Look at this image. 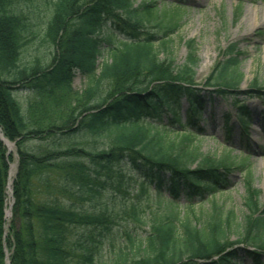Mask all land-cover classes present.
<instances>
[{"label":"trees","instance_id":"obj_1","mask_svg":"<svg viewBox=\"0 0 264 264\" xmlns=\"http://www.w3.org/2000/svg\"><path fill=\"white\" fill-rule=\"evenodd\" d=\"M14 5L15 0H0V131L16 144L19 158L14 216L6 232L2 206L13 156L0 142V264L4 235L10 264H94L95 246L84 245L75 230L106 228L108 215L83 212L73 201L84 199L95 186H120L126 174L167 193L169 206L181 199L189 205L182 216L166 205L169 213L153 220L132 257L123 253L102 264H244L238 252L251 264H264V207L257 202L260 191L251 186V172L246 177L249 214L243 221L214 199L226 190L232 171L249 170L247 155L236 157L227 149L212 156L197 142L204 132L201 117L214 95L232 100L244 133L251 112L240 96L264 102V84L257 81L238 92L243 74L237 47L222 51L203 84L211 89L205 90L196 83L193 41L184 64L160 59L179 24L170 20L164 27V12L161 18L152 14L154 1L135 7L133 0H55L43 37L52 45L51 57L26 63L21 56L34 37L29 18ZM152 21L162 33L148 29ZM119 35L123 48L112 43L111 60L99 65L104 44ZM75 72L96 78L76 98L71 92ZM103 83L109 92L92 101ZM19 92L34 96L26 110L16 97ZM183 101L188 105L184 115ZM233 116L225 114L228 141ZM103 133L109 139L103 149L78 143L81 135ZM197 199L210 208L197 211ZM234 233L236 240L231 239Z\"/></svg>","mask_w":264,"mask_h":264},{"label":"rangeland","instance_id":"obj_2","mask_svg":"<svg viewBox=\"0 0 264 264\" xmlns=\"http://www.w3.org/2000/svg\"><path fill=\"white\" fill-rule=\"evenodd\" d=\"M55 0H15V11L24 12L30 20L32 28V41L26 47L21 56L22 62H29L36 56L49 59L53 52L52 45L43 43L47 25L52 17V3ZM154 1L156 8L152 11L154 17L161 18L164 12V27L170 20L177 21L179 28L170 36V43L167 46L169 51H161L160 59L173 58L175 65L184 64L190 52L189 43L193 41V47L197 55L196 83L200 88L214 69L221 53L229 46L235 45L241 53L240 72L243 79L238 92H245L250 85L257 81L264 84V0H133L135 7ZM179 5V6H178ZM239 12L237 13V11ZM156 22L147 24L148 29L162 33L161 30L153 29ZM152 28V29H151ZM161 31V32H160ZM108 33L104 31L103 37ZM123 37L117 36L114 41L104 44V50L99 57L98 64L110 61V49L119 44ZM114 43V45H111ZM156 47L160 45L155 44ZM99 73V72H98ZM96 78L89 77L75 72L71 92L73 97H82L86 91L96 84ZM109 85L106 83L100 88L92 101L101 100L105 93L109 92ZM205 90H208L205 89ZM24 110L33 99L29 93L19 92L16 94ZM231 99L213 96L212 101L207 105L200 121L204 132L197 138L202 151L212 156L220 157L227 149H232L236 157L249 159V170L232 171L228 177L229 185L222 194H217L214 199L223 203L226 210H233L238 221H243L245 215L249 214L245 205L248 197L246 177L251 172V186L260 191L258 204L264 207V103L257 99H250L240 96L241 104H245L251 112V122L247 128V134L243 132L234 113H237L231 105ZM187 103L182 102V115L187 109ZM232 113L234 116L230 122L231 140L226 139L225 114ZM164 122L165 119H164ZM247 136H245V135ZM78 143L82 146H97L103 149L109 142L106 133L98 137L90 135L79 136ZM0 142L7 150V156H13L9 164L8 186L3 202V213L5 226L12 221L14 196L13 179L16 176L19 164L16 144L11 142L0 131ZM245 142L248 144L244 146ZM97 191L99 193H97ZM207 199V198H206ZM168 195L164 192L157 193L153 186H143L142 180L137 176L126 174L120 186L115 183H108L102 186H95L94 192L88 194L84 199L73 201L74 207L88 214H100L105 212L108 216L106 228L102 225L78 228L76 235L86 246H95V263H110L128 253L132 257L135 248L142 241L146 240L151 231L153 220L163 217L169 212L166 205L182 213L186 211L188 202L180 200V204L170 205ZM194 200V208L200 211L201 207L207 211L210 208L209 202ZM75 203V204H74ZM70 204V202H69ZM237 234L231 236L232 240L237 239ZM6 235L3 237L4 264H10L11 252L6 247ZM241 245H238V247ZM240 263L251 264L244 252H238Z\"/></svg>","mask_w":264,"mask_h":264}]
</instances>
